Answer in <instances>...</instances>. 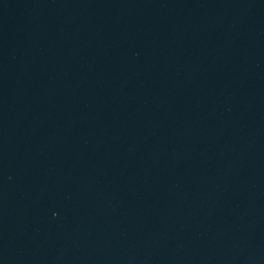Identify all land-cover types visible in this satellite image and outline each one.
Returning a JSON list of instances; mask_svg holds the SVG:
<instances>
[{
	"label": "water",
	"instance_id": "1",
	"mask_svg": "<svg viewBox=\"0 0 264 264\" xmlns=\"http://www.w3.org/2000/svg\"><path fill=\"white\" fill-rule=\"evenodd\" d=\"M0 264H264V0H0Z\"/></svg>",
	"mask_w": 264,
	"mask_h": 264
}]
</instances>
